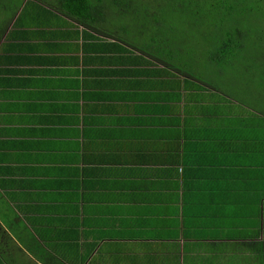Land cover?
<instances>
[{"label":"crops","instance_id":"1","mask_svg":"<svg viewBox=\"0 0 264 264\" xmlns=\"http://www.w3.org/2000/svg\"><path fill=\"white\" fill-rule=\"evenodd\" d=\"M13 23L0 42V264H264L259 100L121 64L131 55L114 41L70 23Z\"/></svg>","mask_w":264,"mask_h":264},{"label":"trees","instance_id":"2","mask_svg":"<svg viewBox=\"0 0 264 264\" xmlns=\"http://www.w3.org/2000/svg\"><path fill=\"white\" fill-rule=\"evenodd\" d=\"M260 1L262 0H0V42L13 22V28L26 27L29 32L30 28L52 29L65 27L70 23L72 27H82V33L91 40L104 38L114 41L108 44L111 53L118 51V54L131 55L116 57L121 60V64L161 65L165 74L171 73V78L175 77L180 82L186 83L187 79H194L207 87L216 88V84H210L211 80L206 82L182 68L187 62L188 49L184 50L186 56L180 54L181 40H174L176 36L171 34L174 16L181 21L190 20V26L192 20H198L192 21V29L205 34L209 27L213 28V24L219 27L226 25L227 30L234 28V32L226 33L230 44L226 47L233 49L237 47L235 43L239 44L247 39L248 35L242 31L255 26L256 14L253 12L260 11ZM151 4H155L154 8L149 6ZM125 15L139 23L131 37H128L126 29L120 28L119 32L125 33L121 35L105 22L111 20L112 24L117 25V19ZM216 16L222 17L213 22L212 18ZM161 30L166 33L162 37L157 35ZM233 34L237 36L238 42L233 39ZM144 36L143 41H140ZM215 37L217 38V34ZM243 42L238 45V49L243 47ZM133 52L141 53L142 56L133 55Z\"/></svg>","mask_w":264,"mask_h":264},{"label":"rangeland","instance_id":"3","mask_svg":"<svg viewBox=\"0 0 264 264\" xmlns=\"http://www.w3.org/2000/svg\"><path fill=\"white\" fill-rule=\"evenodd\" d=\"M154 5L149 6L154 8ZM258 6H260V11L253 12L256 14L255 26L242 31L248 37L244 42L243 40L239 41V44L243 42V47L240 49L237 48L238 43L234 44L237 47L233 49L226 47V45H230L226 33L235 31L234 28L227 30L226 25L219 27L211 23L213 28L209 27L205 34L192 29V21L198 22V20H192L190 26V20L181 21L179 17L174 16L173 31H170L176 36L174 40L177 38L181 40L179 43L180 54L186 56L184 50L188 49L187 62L185 64L182 62L184 70L190 71L197 78H203L206 82L211 80L212 86L223 84L226 87L225 90H229L230 96H236L242 100L248 97L246 101L252 104L254 102L257 104L259 100L260 111L264 113V0L260 1ZM221 17L216 16L212 18V21L217 22ZM105 22L113 31L115 30L121 35H125V33L119 32L120 28L126 29L129 32L128 37H131L132 32H136L139 27L138 20H133L129 15L119 17L117 25L112 24L111 20ZM164 30L157 32V35L162 37L163 34H166ZM153 33L156 32L153 31ZM215 34H217V38ZM144 38L145 36L141 37L140 41H143ZM233 39L238 42L235 34H233ZM216 59L220 61H216Z\"/></svg>","mask_w":264,"mask_h":264}]
</instances>
